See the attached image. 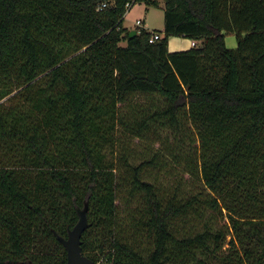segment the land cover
<instances>
[{
    "label": "trees",
    "instance_id": "obj_1",
    "mask_svg": "<svg viewBox=\"0 0 264 264\" xmlns=\"http://www.w3.org/2000/svg\"><path fill=\"white\" fill-rule=\"evenodd\" d=\"M162 1L0 0V264H264V0Z\"/></svg>",
    "mask_w": 264,
    "mask_h": 264
},
{
    "label": "rangeland",
    "instance_id": "obj_2",
    "mask_svg": "<svg viewBox=\"0 0 264 264\" xmlns=\"http://www.w3.org/2000/svg\"><path fill=\"white\" fill-rule=\"evenodd\" d=\"M165 6L164 2L160 0L158 6L147 5L145 2H136L130 9L126 11L124 16L123 25L128 31L136 29L137 19L144 21V27L148 30H157L164 36L165 27ZM225 42L227 47H237V38L234 34H228L225 36ZM126 44V42H122ZM192 45V39L186 36L172 35L168 38V49L171 52L188 50ZM121 216L124 217V223H129L128 220V208L124 202H119Z\"/></svg>",
    "mask_w": 264,
    "mask_h": 264
},
{
    "label": "water",
    "instance_id": "obj_3",
    "mask_svg": "<svg viewBox=\"0 0 264 264\" xmlns=\"http://www.w3.org/2000/svg\"><path fill=\"white\" fill-rule=\"evenodd\" d=\"M138 34L136 29L130 30V37ZM89 226L87 217V206L79 210V220L76 225L69 229L68 236H59V240L64 244L67 250V261L64 264H95L82 249V234Z\"/></svg>",
    "mask_w": 264,
    "mask_h": 264
},
{
    "label": "built area",
    "instance_id": "obj_4",
    "mask_svg": "<svg viewBox=\"0 0 264 264\" xmlns=\"http://www.w3.org/2000/svg\"><path fill=\"white\" fill-rule=\"evenodd\" d=\"M132 5H133V4L128 3V4H127V10L130 9ZM135 24H136V27H135V28H136L137 32L139 33L140 30H141L142 28H144V26H143V20H142V19H137V21H136ZM161 38H162V34H161L160 32L153 31L152 34H151V36H150L149 41H150L151 43H153V42H156V41L160 40ZM192 45H193V46H196V42H195V41H192Z\"/></svg>",
    "mask_w": 264,
    "mask_h": 264
},
{
    "label": "crops",
    "instance_id": "obj_5",
    "mask_svg": "<svg viewBox=\"0 0 264 264\" xmlns=\"http://www.w3.org/2000/svg\"><path fill=\"white\" fill-rule=\"evenodd\" d=\"M143 25H144V21H143Z\"/></svg>",
    "mask_w": 264,
    "mask_h": 264
}]
</instances>
